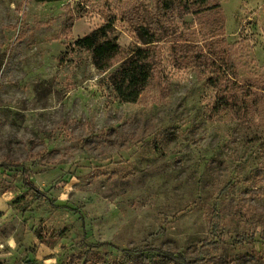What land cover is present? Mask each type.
<instances>
[{
  "label": "rangeland",
  "instance_id": "obj_1",
  "mask_svg": "<svg viewBox=\"0 0 264 264\" xmlns=\"http://www.w3.org/2000/svg\"><path fill=\"white\" fill-rule=\"evenodd\" d=\"M161 1L0 0V264H264V0ZM108 21L98 69L74 41Z\"/></svg>",
  "mask_w": 264,
  "mask_h": 264
},
{
  "label": "trees",
  "instance_id": "obj_2",
  "mask_svg": "<svg viewBox=\"0 0 264 264\" xmlns=\"http://www.w3.org/2000/svg\"><path fill=\"white\" fill-rule=\"evenodd\" d=\"M175 3L180 6L183 14L197 15L206 10L218 8V4H207V0H162L161 8L169 10ZM109 28L110 22L108 21L74 41L76 47L91 50L93 64L98 69L108 67L109 61L120 50V45L116 40L108 37ZM139 30L146 45L138 46L132 50L110 76L111 85L121 102H135L144 90L152 71L153 52L150 46L156 41L154 39L155 32L146 27H141ZM262 90H264V85ZM238 104L237 102L232 103L231 108H239ZM242 104L245 105L241 102Z\"/></svg>",
  "mask_w": 264,
  "mask_h": 264
}]
</instances>
